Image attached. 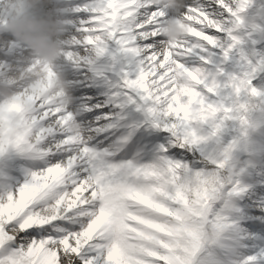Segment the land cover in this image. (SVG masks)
I'll return each instance as SVG.
<instances>
[{"label":"snow or ice","instance_id":"obj_1","mask_svg":"<svg viewBox=\"0 0 264 264\" xmlns=\"http://www.w3.org/2000/svg\"><path fill=\"white\" fill-rule=\"evenodd\" d=\"M248 2L214 0L217 14L209 15L182 0L180 11L197 17L196 31L181 46L170 48L167 58L157 29L171 13L151 0H92L79 9L92 15L81 23L83 34L73 44L93 47L99 55L111 39L137 54L126 87L173 139L149 164L133 159L93 162L83 136L70 130L73 115L35 100L31 128L35 140H0V155L8 149H34L45 124L62 134L41 154L52 153L53 148L67 154L50 155L49 162L31 170L22 185L0 192V264H189V250L207 227L202 225L207 184L201 187L200 173L189 182L183 166L169 167L166 158L180 156L179 149L187 148L189 141L217 136L227 121L246 125L249 105L240 97L264 93L252 86L255 67L243 76L229 73L225 82L218 83L217 77L223 75L219 67L209 79L201 67H189L184 61L203 47H219L228 60L240 43L233 30L243 24L241 13ZM120 34L123 40L117 39ZM220 36L230 42L222 43ZM72 56L66 52V58ZM230 147L224 148V159L213 168H226ZM52 204L57 205L56 214L45 215Z\"/></svg>","mask_w":264,"mask_h":264},{"label":"bare ground","instance_id":"obj_2","mask_svg":"<svg viewBox=\"0 0 264 264\" xmlns=\"http://www.w3.org/2000/svg\"><path fill=\"white\" fill-rule=\"evenodd\" d=\"M6 2V1H5ZM5 2L0 0V14L5 6ZM187 5L193 6L195 8H204L209 15L217 14L216 4L214 0H186ZM259 0H249L246 5V9L243 13H241V18L243 20V24L233 30V34L236 35L240 43L237 44L232 51L230 52V56L228 60H224L222 53L219 47H203L193 52L191 55L185 58L184 63L189 67H201L204 70L206 78H211L215 75L216 69L219 67L222 69L223 75L217 77L218 83H223L226 81L227 74H236L238 76H243L245 73L251 71L253 67L258 70L253 73L252 76V86L260 90L264 93V64L261 61H264V11L261 14H256V10L258 8ZM152 4L159 5L163 10L170 12L171 15L167 20L161 23L158 26V33L163 37L161 42V51L165 53L167 58V48H175L181 46L185 43V38L189 35H193L196 29L193 28V23L198 22L197 17L195 15L186 17V15L180 11L182 7H184L182 0H151ZM58 5H62V3L55 4L54 2L47 1L45 4L41 5V11H36L39 14H47L46 18H49L52 22H54L56 26L57 34H62L66 32V27L63 26V22L60 12L57 10ZM11 6L8 5L5 7L3 11V15L7 12ZM28 11V10H27ZM17 13V11H16ZM3 18V17H2ZM0 17V22L2 21ZM151 17H149L150 22ZM85 21V20H82ZM173 28L179 29V36L174 37L169 33ZM222 43H228L226 37L220 36ZM73 56H81L80 53H72ZM137 55V54H136ZM206 57V60H205ZM76 60V59H75ZM202 60H205L204 63H201ZM259 62V64H257ZM111 66V68L116 70L117 62L115 60L107 61ZM3 64L0 62V65ZM109 65V66H110ZM56 71V70H55ZM63 74L75 76L79 74L78 69L66 68L63 70ZM61 73V71H60ZM111 75V74H109ZM52 75L48 77L45 72L44 78L42 80V85L39 91L31 97L30 100L26 101V81L18 74L16 77L14 76H6L0 75V81L8 82L13 81L18 77L17 84H11L10 88H21L17 93H14L10 97H5L2 101H0V106L4 108V116L3 119L6 121V128L0 135V140H13L11 134L16 130L17 124L18 127L21 123L16 119L25 114L22 119L26 116V114H30L34 112V104L35 100L41 99L46 93L51 91L52 85H54V79L51 78ZM129 77V72L125 73L122 77L117 73L115 74V84L114 87L109 84L100 85L99 88L101 90H112L115 89H123L124 91H129L128 95L134 96L137 100L134 91H130L126 87V83H122L121 79L127 80ZM79 80H75L77 83ZM122 83V86L117 84ZM126 82V81H125ZM71 93H77V96L83 101L79 104H88L92 101V97L98 98L100 95L95 93L93 95H87L88 91H92L94 88L88 89L87 87L79 88L76 85L73 88H68ZM4 92L8 89L3 88ZM100 91V92H106ZM227 95L225 90H221ZM227 91H230L227 90ZM124 92H121L119 95L122 96ZM52 96H48L42 99L44 104H53L55 101L51 100ZM241 100H244L248 103V109L244 113L249 119V114L254 110H264V101H262L261 97H251L246 93L240 97ZM129 101V99H128ZM140 104L139 108L132 109L133 106L131 104H127L126 106H120V108H127V113L125 114L126 119L137 120L138 124L135 127H130L127 130L123 128H115L111 131V137L106 140H100V137L97 134L98 132H94L91 125L92 120H86L85 117L90 115V112H85L83 114H77L81 122L85 124L87 131L85 132L82 128L83 126H79L80 122L73 121L72 128H78L77 130L83 134L89 146L92 148V152L95 154H104L106 151V147L111 144L115 139L123 136V150L120 152V156H126L130 153V151L137 146L138 144L142 145V149H148V151L140 152L137 155L135 160L140 164H149L144 162L145 156H148V162L152 163L160 154V150L167 149L168 144L172 141V137L169 132L164 131L163 129L156 126L155 121L151 114L146 112V109L141 107L142 101H138ZM112 107L116 106V104L110 105ZM109 109V108H108ZM57 110V108L55 109ZM29 120L25 125L28 126L34 121V116L29 115ZM85 120V121H84ZM143 123V126L138 129V126ZM248 123L246 125L241 126L238 121L230 120L225 122L220 132L215 137H211L207 140H199L197 139L195 142L189 141L187 148H180L181 152L180 156H170L166 159L169 162V167L171 165H175L177 169L183 166L184 176L189 180L195 176L196 173H200V179L202 180L201 187H204L205 183L207 184L206 195L207 200H205V204L207 202L216 203L215 199L218 195L219 187L222 182V193L221 196L217 200V207L226 206L232 200H239L242 198L240 194L237 193L236 184L246 181L251 176L247 174V170L252 168L249 164L250 159H254V157H260L264 161V122L262 124H258L253 126L248 132V138L245 140V144L243 148H241L238 154L227 161L226 168L221 170L220 166L217 165L216 168H213L212 165L216 163L217 160L224 159V148L231 144V140L237 138L247 131ZM49 125L45 124L40 127L39 131L43 134L47 131ZM27 129V127H23L18 134H21ZM127 132V133H126ZM134 136L130 138L131 135ZM29 137H31V128L25 133L21 140L26 141ZM46 138L42 139L39 144L32 150H24V149H8L5 151L3 155H0V164L2 162L10 163L11 171L15 173V179L13 183V187L17 184H23L28 173L36 168L41 166H45L49 162L50 155L59 156L60 153H64L61 151H54L52 153H47V155L37 158L39 154H41V149L44 147L51 146V140L53 136H45ZM130 138V139H129ZM34 139V137H31ZM73 143V142H72ZM73 144H76L74 141ZM87 144V143H86ZM133 147V148H132ZM22 152H28L33 155L32 158H19L14 157L10 159L4 158L6 155H16ZM90 159L94 161V158L89 154ZM18 160V163H15ZM210 164V165H209ZM259 183V182H258ZM261 187L257 188L264 194V176L260 179ZM230 184L231 187L225 191L226 185ZM5 191L3 187L0 186V192ZM264 199V197H263ZM203 210V206H202ZM56 211L53 213L51 209L45 212V215H55ZM256 214H250V216H255ZM203 216V211H202ZM209 217H211L209 219ZM256 218V217H253ZM240 222V221H239ZM244 222V221H241ZM244 224V223H242ZM204 225H207L206 228H203L205 232V240L204 245L201 250V253L198 256V260L201 262H215L218 260L228 261L227 264H235L239 261H231V257L229 256L231 251L228 254H223L222 248L230 247L236 245L240 249H243L245 253H250L253 251V254H248V258L254 259L260 257L258 252L256 251V243H259L261 246V256L264 257V236L262 237V230L257 229V235L255 237H251L250 227L249 225H244L245 228L243 233L239 235L238 241H234L231 238L226 237L227 228L230 226V223L225 219L220 217L216 213H209L206 218ZM198 244V238L196 245L189 250V264L193 258L195 248ZM250 255V256H249ZM261 264V263H260ZM264 264V263H263Z\"/></svg>","mask_w":264,"mask_h":264},{"label":"rangeland","instance_id":"obj_3","mask_svg":"<svg viewBox=\"0 0 264 264\" xmlns=\"http://www.w3.org/2000/svg\"><path fill=\"white\" fill-rule=\"evenodd\" d=\"M6 1L5 6L2 10V13L5 7L8 5L11 8L5 12V15L0 14L2 21L0 22V62L3 64L0 65V75L6 76H14L16 77L18 74L21 75L23 79L26 81V101L30 100L41 88L42 80L44 78L45 72L48 77L50 75L51 78L54 79V85L51 88L49 93H46L41 99H44L48 96H52L51 100L55 102L53 104L54 108H57V111H63L65 109L68 110L69 113L73 115L72 122L70 123V130L74 134H81L78 131V128H72L73 121L80 122L79 126H83V130L86 132L87 128L83 121L79 119L77 114H83L85 112H90L91 114L86 116V120H92L90 126H92L94 132H98L101 135L100 140L107 139L111 136V131L115 128H125L128 129L130 127H134L137 124V120L133 121L130 119H126L125 114L127 113V104H131L133 106L132 109L139 108L140 104L138 100L132 96L128 95L129 91H124L123 89H115L106 91L101 90L99 88L100 85L109 84L114 87L115 84V74H119L121 77L129 72V76L134 72V61L135 54H132L131 51H125L124 45H118V47L113 49V45L106 43L103 53L97 55L95 48L89 47L87 45L73 44L74 38H79L83 33L81 32V21L82 19L87 20L91 12L88 11H79V9H84L86 6L91 5V0H53V1H63L65 2V8H60L58 11L61 13L63 26L66 27V32H64L61 36L57 34L58 39L57 43L59 45V52L55 58L48 57H40L33 55L30 49L23 43H21L12 33L9 28V20L15 15H20L26 12L28 9H25L23 0H2ZM20 2H22L20 4ZM41 7L39 6L36 11H39ZM17 11V13H16ZM29 11V10H28ZM117 39L123 40V34H120ZM115 42V41H114ZM116 43H114L115 46ZM170 48H167V53ZM66 52L71 53H80V57L72 56L71 59L66 58ZM76 59V60H75ZM116 60L119 63L116 66V70L111 68L112 65L107 63V61ZM259 64V62L257 63ZM110 65V66H109ZM66 68L78 69L79 74L72 76L63 74V70ZM56 70V71H55ZM61 71V73H60ZM111 74V75H109ZM129 78V77H128ZM127 78V79H128ZM75 80H79L75 83ZM18 77L13 81H0V101H2L5 97H10L14 93H17L21 88H10L11 84H17ZM126 80L121 79V82L124 84ZM117 85L122 86V83ZM76 85L80 89L83 87H87L88 89L94 88L92 91H88L87 95H93L98 93L100 96L98 98L92 97V101L88 104H79L83 102L80 97L77 96V93H71L68 88H73ZM7 88L8 90L4 92L2 89ZM100 91H106L100 92ZM124 92L122 96L119 94ZM262 93V92H261ZM127 95V96H126ZM262 101H264V95H260ZM129 99V101H128ZM116 104V106L112 107L110 105ZM126 106L124 108H120V106ZM109 108V109H108ZM4 108L0 106V135L6 128V121L3 119ZM33 113L21 115L19 119L16 120L21 123L16 130L11 134L13 140L21 139L25 135V133L33 127V123L26 126L25 124L30 121L29 115L31 116ZM33 116V115H32ZM85 121V120H84ZM264 122V110H254L249 114L248 119V127L245 133L237 138L231 140V147L228 151L227 161L229 159L234 158L239 150L243 148L244 142L246 138H248V131L253 128V126L262 124ZM27 127V129L18 134L19 131L23 128ZM52 127H55L52 125ZM61 130L56 129L55 132L51 130L49 127L45 133L42 134L41 140L46 138L45 136H53L51 140V146H54L59 141V137L61 135ZM84 138V142L86 146L89 148V151L94 156L95 153L92 152V148L89 146L86 137L82 134ZM70 141L75 145H79L80 141L76 140L72 137H69ZM35 140V137L33 141ZM122 139H119V142ZM75 150V149H74ZM148 149H142V145L139 144L137 148H134L133 153L130 154V157L133 159L137 158V155L142 151H148ZM55 148H53V152ZM66 152L60 153L58 157H62L66 155ZM47 155L46 153L39 154L37 158H41ZM18 157L19 158H32L33 155L28 152H22L16 155H6L4 158L10 159ZM148 156L144 162H148ZM98 159V158H97ZM18 163V160L15 162ZM249 164L252 168L247 170V174L251 177L246 181H242L236 184L237 193L242 196L239 200H232L226 206L217 207V200L223 196L222 193V182L219 187L218 195L215 199L216 203L207 202V207L203 206V220L202 225H204L207 216L209 213H216L220 217L225 218L230 226L227 228L226 237L233 239L234 241H238L239 235L243 233L246 225H249L251 237H255L257 235L256 230H262V237L264 236V194L257 189L258 182L261 177L264 176V161L260 157H254V159L249 160ZM10 163L2 162L0 164V184L4 186H8L9 188H13L14 179L16 178L15 173L11 171ZM210 165V164H209ZM41 167H44L41 166ZM40 168V167H39ZM30 173V172H29ZM28 173V174H29ZM65 205H67L68 201H64ZM52 209L54 213L57 209L56 204H52L48 207L47 210ZM256 214L255 216H250V214ZM256 217V218H253ZM240 221V222H239ZM244 221V222H241ZM244 223V224H242ZM246 224V225H245ZM245 225V226H244ZM205 240V232L202 228V235L198 237V244L195 248L193 258L190 264H227L228 261L218 260L215 262H201L198 260V256L201 253V250L204 245ZM231 251L230 253L227 251ZM261 250V246L259 243H256V251L260 257L251 259L250 264H263L264 257L261 256L259 252ZM223 254H228L231 258V261H239L235 264H244L246 260H248V254L252 255L253 251L250 253H245L243 249L236 247V245L230 247L222 248ZM249 255V256H250Z\"/></svg>","mask_w":264,"mask_h":264},{"label":"clouds","instance_id":"obj_4","mask_svg":"<svg viewBox=\"0 0 264 264\" xmlns=\"http://www.w3.org/2000/svg\"><path fill=\"white\" fill-rule=\"evenodd\" d=\"M47 0H23L26 11L13 15L9 20V28L14 36L25 44L33 55L55 58L59 52L57 31L54 22L46 18L47 14H39L37 8ZM178 37L179 29L173 28L169 33Z\"/></svg>","mask_w":264,"mask_h":264}]
</instances>
